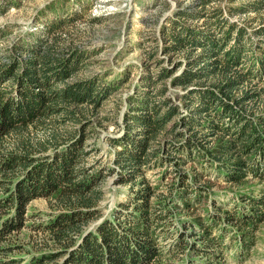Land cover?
<instances>
[{"label": "trees", "instance_id": "16d2710c", "mask_svg": "<svg viewBox=\"0 0 264 264\" xmlns=\"http://www.w3.org/2000/svg\"><path fill=\"white\" fill-rule=\"evenodd\" d=\"M211 1L166 18L145 54L153 65L137 82L131 68L76 78L91 55L72 43L62 18L0 45V243L20 233L30 203L45 198L50 218L35 227L57 249L22 264L64 255L66 264H183L190 254L227 264L228 249L244 255L257 244L264 191L197 213L222 180L264 184V23L253 30ZM5 35L0 29V44ZM161 42L169 64L156 56ZM128 83L109 159L96 128L109 117H94ZM111 176L129 187L128 198L89 230L104 214Z\"/></svg>", "mask_w": 264, "mask_h": 264}, {"label": "rangeland", "instance_id": "374dc122", "mask_svg": "<svg viewBox=\"0 0 264 264\" xmlns=\"http://www.w3.org/2000/svg\"><path fill=\"white\" fill-rule=\"evenodd\" d=\"M193 3L194 0H0V29H4L6 33L0 45L16 42L26 32L39 30L51 20L62 18L66 30L73 35L72 43L83 46L91 55L89 69L78 73L76 78L88 76L93 72H110L109 78H113L131 68L134 82H137L138 75L144 72V65H153L145 60L146 51H150L154 43L151 38L159 34L160 27L168 16L176 14L180 9H189ZM219 5L225 8L226 17L241 24H248L253 30L264 23V0H212L209 6ZM241 5H246L249 11L239 14L230 12L234 7ZM255 5H260L261 8L253 9ZM203 21L204 18H201L198 23ZM139 43L141 44L138 45ZM157 52V58L166 59L168 64L171 62L169 54L164 53L162 42ZM132 89L133 86L126 84L122 94L112 95L98 116L94 117V121L109 117L102 120L103 125H96L98 143L102 146V153L106 158L112 159L114 156L115 147L109 138L117 135L116 122L121 121L125 108L119 99L132 92ZM128 189V186L115 184V178L109 177L105 186L106 194L100 204L104 214L87 229H92L109 217L119 203L126 201ZM262 191L264 184L257 180L250 179L242 186L229 185L222 180L213 187L204 209L197 210V213L205 216L208 209L215 211L216 202L218 205L232 208L236 203H241L242 195L258 197ZM213 200L215 202L212 204ZM50 211L49 202L45 198H38L30 203L29 213L32 215L26 226L20 233H15L0 243V264L27 263L43 254L57 252L56 244L50 239V235L36 230L35 227L39 222L50 218ZM181 216L189 218L185 213ZM256 234L257 244L247 254L240 255L239 246L235 245L225 252V262L264 264V223ZM66 258V255L60 256L48 264H66ZM200 262V258L193 254L184 256L182 260L183 264H202Z\"/></svg>", "mask_w": 264, "mask_h": 264}]
</instances>
